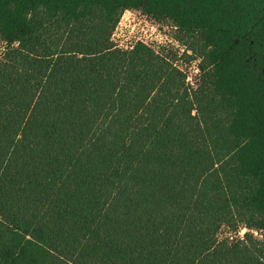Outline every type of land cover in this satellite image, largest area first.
I'll list each match as a JSON object with an SVG mask.
<instances>
[{"label":"trees","instance_id":"16d2710c","mask_svg":"<svg viewBox=\"0 0 264 264\" xmlns=\"http://www.w3.org/2000/svg\"><path fill=\"white\" fill-rule=\"evenodd\" d=\"M0 264H264V0H0Z\"/></svg>","mask_w":264,"mask_h":264},{"label":"rangeland","instance_id":"374dc122","mask_svg":"<svg viewBox=\"0 0 264 264\" xmlns=\"http://www.w3.org/2000/svg\"><path fill=\"white\" fill-rule=\"evenodd\" d=\"M151 27H154L155 31ZM167 34L164 29L150 23L138 14L131 12L122 19L116 33V40L119 41L121 46H128L130 42L137 39L148 44L158 53L171 58L177 53H182L184 47ZM189 69L190 72H193L195 64L192 63Z\"/></svg>","mask_w":264,"mask_h":264},{"label":"built area","instance_id":"2783aa9c","mask_svg":"<svg viewBox=\"0 0 264 264\" xmlns=\"http://www.w3.org/2000/svg\"><path fill=\"white\" fill-rule=\"evenodd\" d=\"M128 13H130V12H127V13L123 16V18H125L126 15H127ZM151 29L155 31V28H154V27H151ZM143 43H144V42H143ZM147 45H148V44H147Z\"/></svg>","mask_w":264,"mask_h":264}]
</instances>
